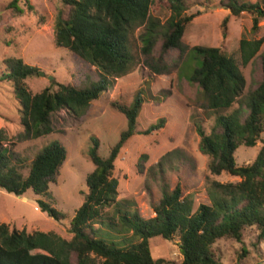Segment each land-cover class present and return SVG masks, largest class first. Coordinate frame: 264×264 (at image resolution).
Instances as JSON below:
<instances>
[{
	"label": "trees",
	"instance_id": "16d2710c",
	"mask_svg": "<svg viewBox=\"0 0 264 264\" xmlns=\"http://www.w3.org/2000/svg\"><path fill=\"white\" fill-rule=\"evenodd\" d=\"M188 1L62 0L63 8L58 11L53 25L54 44L95 67L100 78L80 88L50 82L49 87L31 95L25 81L38 75L39 70L21 59H4L0 83L10 86L20 106L19 120L23 129L20 137L28 140L50 135L52 115L60 111L81 115L106 91L107 78L126 75L134 61L129 35L135 28H143L140 41L144 56L150 55L157 42L161 43L163 53L183 52L181 38L185 26L198 16V13L186 14ZM221 4L235 18L243 13L251 16L253 33L264 20V0H222ZM5 10L15 16L25 11L38 14L29 0H11ZM227 22L226 17L220 25L223 39ZM262 42L239 41L242 65L257 54ZM189 58L197 60L198 64L192 68L186 82L199 88L205 109L214 118L208 133L199 120L193 121L199 138L198 151L209 158L210 175L226 173L239 181L207 184L209 204H201L195 211H192V196H183L179 184L173 189L162 184L161 197L152 205L154 217L150 219L141 218L131 201L118 200L114 163L127 141L136 134V120L143 103L139 90L130 105L116 107L125 117L127 129L120 133L106 157L98 154V141L90 139L87 154L93 169L85 178L86 194L82 204L69 222L70 240L51 233L18 231L0 224V264H169L151 257L150 241L156 238L177 239L179 264H220L212 246L221 239L240 243L243 233L249 229L256 232L254 245H264V142L261 141L264 51L259 56L261 81L246 93H243L245 81L235 61L219 48L192 47L187 49L186 61ZM234 105L237 108L232 109ZM161 127L138 134L149 135ZM259 141L262 146L252 163L237 166L235 151L240 146L253 148ZM65 158L64 148L52 142L38 150L26 164V159L15 157L2 146L0 137V189L16 197L31 191L40 198L36 201L40 212L61 221L64 215L44 199H50L49 184ZM162 164L157 163L159 169ZM24 170H27L26 175Z\"/></svg>",
	"mask_w": 264,
	"mask_h": 264
},
{
	"label": "rangeland",
	"instance_id": "374dc122",
	"mask_svg": "<svg viewBox=\"0 0 264 264\" xmlns=\"http://www.w3.org/2000/svg\"><path fill=\"white\" fill-rule=\"evenodd\" d=\"M10 1L0 0V68L7 58L21 59L36 67L44 76L38 73L25 81L31 95L49 87L50 82L80 88L99 80V70L54 44L53 25L58 11L63 8L62 0H29L38 14L25 11L21 16L5 10ZM221 1H188L186 14L198 13V16L185 26L181 38L183 52L169 50L163 53L161 43L157 42L150 55L144 56L140 41L143 28H135L129 35L134 58L130 71L119 78H107L106 91L81 115L69 111L52 115V133L46 137L28 140L20 137L23 131L19 120L20 106L10 86L0 83L2 146H6L15 157L26 159V164L38 150L52 142L59 143L66 152L65 161L49 184L50 199H44L63 214L64 219L54 221L40 212L36 202L40 198L31 191L16 197L0 189V224L18 231L51 233L70 240L69 222L82 204L86 194L85 178L93 169L87 154L90 139L98 141V154L106 157L120 133L127 129V121L116 107L130 105L139 90L143 103L136 120V134L127 141L114 163L113 178L117 181L118 200L131 201L141 218L150 219L154 217L152 205L161 197L162 184L170 189L179 184L183 196H192V211H195L199 205L209 204L207 184L239 181L226 173L219 176L209 174V158L198 151L199 138L193 121L199 120L208 133L214 118L205 109L199 88L186 82L192 68L198 64L195 59L186 61L187 49L192 47L219 48L232 58L245 81L243 93L254 90L261 81L259 56L264 51V20L253 33L251 16L243 13L235 18ZM226 17V37L223 39L220 25ZM242 39L263 41L257 54L246 65H242L238 49ZM235 108L236 105L232 107ZM157 126L162 127L152 130L149 135L138 134ZM261 141L264 142V134ZM261 141L253 148L240 146L234 153L235 164L240 167L252 163L262 146ZM159 162L163 163L161 169L157 166ZM23 174L26 175L27 170ZM255 233L254 229L246 230L240 243L218 240L212 250L219 263L264 264V245H254ZM150 251L153 259H162L169 264L181 261L177 239H152Z\"/></svg>",
	"mask_w": 264,
	"mask_h": 264
},
{
	"label": "water",
	"instance_id": "95a60500",
	"mask_svg": "<svg viewBox=\"0 0 264 264\" xmlns=\"http://www.w3.org/2000/svg\"><path fill=\"white\" fill-rule=\"evenodd\" d=\"M39 75H40V76H44L41 72H39ZM49 79L51 80L52 78H49Z\"/></svg>",
	"mask_w": 264,
	"mask_h": 264
}]
</instances>
